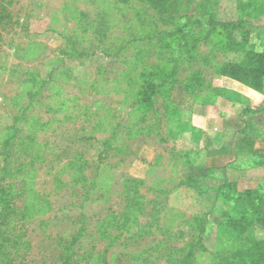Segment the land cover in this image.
<instances>
[{"label": "rangeland", "instance_id": "374dc122", "mask_svg": "<svg viewBox=\"0 0 264 264\" xmlns=\"http://www.w3.org/2000/svg\"><path fill=\"white\" fill-rule=\"evenodd\" d=\"M260 53L264 0H0V264H64L78 233L69 264L264 250V152H240L236 125L256 108L264 139V94L222 73Z\"/></svg>", "mask_w": 264, "mask_h": 264}, {"label": "trees", "instance_id": "16d2710c", "mask_svg": "<svg viewBox=\"0 0 264 264\" xmlns=\"http://www.w3.org/2000/svg\"><path fill=\"white\" fill-rule=\"evenodd\" d=\"M205 14H200V16H208L209 20L213 22V20L218 16L217 10H210V9H202ZM182 16H179L177 19H173L177 25H179V22H181ZM189 18V17H188ZM190 20H188L189 22ZM219 24V23H218ZM224 30H227V27L225 26L226 23H220L219 24ZM176 31H173L172 34L174 35ZM222 73L224 76L229 77L231 79H234L236 81H239L250 88L263 93L264 94V53L256 54L253 57H251L249 60H244L240 63H232L228 64L222 69ZM151 96H149L148 100H150ZM147 100V101H148ZM262 110L261 112L264 114V106L260 108ZM250 112H254L252 109H249ZM16 131H18L16 129ZM250 135L244 134L241 136L238 141H237V146L241 149L244 150V146L249 145ZM15 139L13 137L8 138L4 142V149L7 151L8 156L13 155L11 149L14 146ZM250 151L254 152H259L255 151L253 147L250 149ZM261 156H263L261 154ZM264 157V156H263ZM252 192H248V194H239L235 198V207L238 212L241 213H249L253 209V206L256 205L257 199L252 197L251 194ZM0 204L2 206V211L4 212H10L12 214V203L9 201V199L6 197V195L3 194V189L0 188ZM4 219H7V217H3ZM23 218V217H21ZM262 225H264V221L262 222ZM16 227L12 228V231ZM84 228H82L80 231H83ZM82 233H78L75 235L72 239V242L67 244V253L63 255V263L64 264H69L71 262V258H73L72 252H71V247L75 244V240L81 236ZM2 242H0V255L4 251H6L7 246L9 247H14L15 246V241L11 239V237H5V233L3 232L2 234ZM262 245L261 243H257L256 245L251 246L248 250H243V251H233L232 255L230 254V257L228 256H220L218 258V261L215 264H240L243 262V259L245 258L247 251H250L249 253H255L260 259L264 257V250H262ZM230 258V259H229ZM223 259V260H222ZM227 259L229 260V263L227 262Z\"/></svg>", "mask_w": 264, "mask_h": 264}, {"label": "crops", "instance_id": "0c3cea01", "mask_svg": "<svg viewBox=\"0 0 264 264\" xmlns=\"http://www.w3.org/2000/svg\"><path fill=\"white\" fill-rule=\"evenodd\" d=\"M227 78H229V77H227ZM229 79H231V78H229ZM232 81H236V80H234V79H231ZM236 82H238V83H240L241 85H243V87L244 88H247V89H251V91H253V92H255L256 90H254V89H252V88H250L249 86H247V85H245V84H243V83H241V82H239V81H236ZM251 91L249 92V94L251 93ZM256 92H258V91H256ZM258 93H260V92H258ZM235 95H236V97H238V98H240V99H242L243 98V95H242V93H238V92H234V94L232 95V97L234 96L235 97ZM242 97V98H241ZM231 100V99H230ZM228 102H230V101H228ZM234 103L235 104H239L236 100H234ZM227 105H229V103H227ZM247 108H249V109H255L256 110V108H253V107H246L245 109H243L242 111H241V113L239 114V115H237L236 116V119L238 118V122L236 123V125H238L239 123L241 124V121H242V123H245L244 125H245V128L243 129L244 130V132H243V135H244V133H247V127H249L250 125L246 122V120L244 119V117L246 116V115H248V111H249V109H247ZM239 118H240V121H239ZM233 120V122H236V121H234V119H232ZM206 122V121H205ZM204 130V129H203ZM205 132H207L209 135L211 134L210 132H208V131H206V130H204ZM219 132V131H218ZM241 132H242V130L240 131V134H241ZM214 134H216V133H213V135ZM242 135V136H243ZM247 135H249L248 133H247ZM211 137H210V141L208 142V143H210V145H211V139H212V135H210ZM250 139H251V141H249V145H246V146H244V150H241L239 147H238V149H239V151L240 152H252V151H250V149L253 147V149L256 151H260V152H264V150H262V147H261V145H263L264 144V139H260L259 137H257L256 135L255 136H253V135H250ZM258 144H259V146H258ZM209 145V144H208ZM209 145V146H210ZM258 148V149H257ZM259 148H261V149H259ZM254 152V151H253Z\"/></svg>", "mask_w": 264, "mask_h": 264}]
</instances>
